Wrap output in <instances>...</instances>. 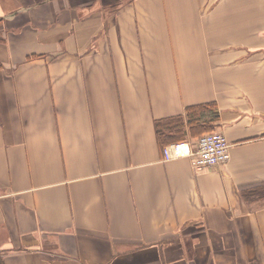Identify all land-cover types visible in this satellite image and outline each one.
Returning <instances> with one entry per match:
<instances>
[{
  "label": "crops",
  "instance_id": "crops-1",
  "mask_svg": "<svg viewBox=\"0 0 264 264\" xmlns=\"http://www.w3.org/2000/svg\"><path fill=\"white\" fill-rule=\"evenodd\" d=\"M0 62L5 264H264V0H0ZM204 102L229 161L164 160Z\"/></svg>",
  "mask_w": 264,
  "mask_h": 264
},
{
  "label": "trees",
  "instance_id": "trees-1",
  "mask_svg": "<svg viewBox=\"0 0 264 264\" xmlns=\"http://www.w3.org/2000/svg\"><path fill=\"white\" fill-rule=\"evenodd\" d=\"M38 55H30L28 58ZM2 62H0V66ZM219 121V108L215 102L192 104L184 113L158 118L155 129L161 149L172 142L188 140L200 134L216 130ZM241 195L248 203L264 206V180L241 186ZM0 264H5L0 255Z\"/></svg>",
  "mask_w": 264,
  "mask_h": 264
},
{
  "label": "built area",
  "instance_id": "built-area-1",
  "mask_svg": "<svg viewBox=\"0 0 264 264\" xmlns=\"http://www.w3.org/2000/svg\"><path fill=\"white\" fill-rule=\"evenodd\" d=\"M231 144L221 130H212L200 134L197 144L192 147L190 140L172 142L162 148L164 160L181 156H191L196 171L226 163L231 157Z\"/></svg>",
  "mask_w": 264,
  "mask_h": 264
}]
</instances>
